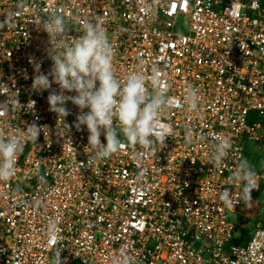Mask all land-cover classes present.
<instances>
[{
    "label": "built area",
    "instance_id": "built-area-1",
    "mask_svg": "<svg viewBox=\"0 0 264 264\" xmlns=\"http://www.w3.org/2000/svg\"><path fill=\"white\" fill-rule=\"evenodd\" d=\"M53 12L68 19V42L84 22L102 19L116 77L140 72L166 92L157 133L172 125L166 146L125 143L93 161L86 129L67 131L78 109L69 103L64 121L48 110L47 92L31 91L29 56L43 72L51 67L37 27ZM5 17L0 102L10 100L12 111L0 128L12 135L35 120L45 135L26 142L15 174L0 180V264H54L58 251L62 264H264L259 190L233 209L219 198L226 187L240 192L227 181L242 157L259 188L264 182V160L255 159L264 153V0H0ZM216 136L231 143L220 167L210 163ZM243 231L245 241L232 242Z\"/></svg>",
    "mask_w": 264,
    "mask_h": 264
},
{
    "label": "clouds",
    "instance_id": "clouds-1",
    "mask_svg": "<svg viewBox=\"0 0 264 264\" xmlns=\"http://www.w3.org/2000/svg\"><path fill=\"white\" fill-rule=\"evenodd\" d=\"M11 25V17L0 21V28ZM37 29L48 36L44 51L51 61V67L45 73L41 70L43 61L29 56V63L34 70L31 91L37 94L47 92L48 110L64 121L72 115L67 106L69 103L78 109L74 124H67V131L73 126L77 131L86 129L87 146L92 149L93 161L111 158L125 143L138 145L143 150H148L158 140L166 146L165 140L171 134L172 125L164 124L167 130L164 137L157 134L161 123L158 117L168 104L166 92L159 88L155 91L150 89L145 75L140 72L129 73L123 80L116 77L113 46L102 19L84 22L80 29L82 34L71 42H68L66 34L72 28L61 13L49 14L40 21ZM12 99L16 104H21L18 96ZM186 100L189 110L197 107L195 89L188 90ZM35 104L36 101L31 99L28 102L33 114ZM11 111L10 100L0 102V116ZM41 132L45 135L44 126L35 120L27 123L26 129H16L12 135H6L5 129L0 128V180H9L15 174L17 159L25 143L37 144ZM185 139L186 143H191V129L186 131ZM213 139L214 151L210 163L220 167L228 157L231 143L222 136ZM257 175L255 167L242 157L227 181L230 185L239 186L240 192L233 197L230 187L221 191L219 198L224 206L233 209L241 203L249 204L253 199V191L259 190ZM54 264H62L59 251ZM63 264H66V259H63Z\"/></svg>",
    "mask_w": 264,
    "mask_h": 264
},
{
    "label": "rangeland",
    "instance_id": "rangeland-1",
    "mask_svg": "<svg viewBox=\"0 0 264 264\" xmlns=\"http://www.w3.org/2000/svg\"><path fill=\"white\" fill-rule=\"evenodd\" d=\"M255 159L257 162H263L264 160V153H257L255 154ZM256 197L264 204V182L260 185L259 191Z\"/></svg>",
    "mask_w": 264,
    "mask_h": 264
},
{
    "label": "trees",
    "instance_id": "trees-1",
    "mask_svg": "<svg viewBox=\"0 0 264 264\" xmlns=\"http://www.w3.org/2000/svg\"><path fill=\"white\" fill-rule=\"evenodd\" d=\"M264 211V204L261 205ZM247 236V232H241V235L238 238H235L232 242L242 244L245 241V237Z\"/></svg>",
    "mask_w": 264,
    "mask_h": 264
}]
</instances>
